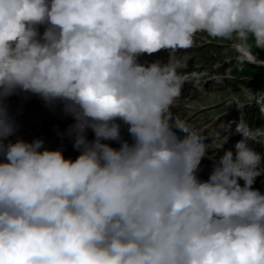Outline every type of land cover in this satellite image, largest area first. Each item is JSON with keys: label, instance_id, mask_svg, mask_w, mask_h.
I'll return each instance as SVG.
<instances>
[{"label": "clouds", "instance_id": "1", "mask_svg": "<svg viewBox=\"0 0 264 264\" xmlns=\"http://www.w3.org/2000/svg\"><path fill=\"white\" fill-rule=\"evenodd\" d=\"M200 38L223 60L188 69ZM262 52L264 0H0V264H264V127L222 122L224 147L173 111ZM241 90L264 118V90ZM30 97L70 120L60 146L20 135Z\"/></svg>", "mask_w": 264, "mask_h": 264}, {"label": "rangeland", "instance_id": "2", "mask_svg": "<svg viewBox=\"0 0 264 264\" xmlns=\"http://www.w3.org/2000/svg\"><path fill=\"white\" fill-rule=\"evenodd\" d=\"M207 42H209L207 38H201L200 40H198L197 49L202 51V53L200 54L201 57L198 56L199 60H203L208 64L213 63L217 60H223L224 47L222 46L221 42L214 40V43L216 44L215 46L218 47V49H216V47H210ZM185 54L189 55V64H192V66L200 67L201 63H199L196 53L187 51ZM191 55L194 57H190ZM260 55L261 57H264V52L260 53ZM150 58H148L147 60L149 61ZM158 58L164 59L165 56L161 54L158 56ZM152 59L154 60V58ZM232 67H234V65H232ZM228 68L231 67L228 66ZM231 76L233 77V81L231 84L224 83V86H216L215 89L210 88L208 92L194 95V97L186 94L185 99L187 101L181 104L178 108L173 109V111L181 115L182 118L187 117L191 119L192 117L194 118V116H197L192 120V122H195L200 126H206L209 131L215 130L217 133L221 132V138L224 137L225 140L227 139V143L224 145V147H231L237 140L240 139V136L235 132V123H232L231 126L226 130L221 131L220 125L222 122L227 125L229 121H238L240 116H242L249 123V125L253 127V129L264 127V118H261L255 103L252 104L249 98L241 90L242 86L248 87L252 90L253 93L258 90H264V68L247 65L242 72L235 68L234 71H231ZM209 87L210 84L207 83V88ZM32 98L33 97L29 98V103L26 105L25 109H28L31 112V116L34 120L33 124L39 127V120H42V113L45 109V113L43 114V116L48 121H52L49 124V126H51L49 135L55 137L56 140H58L57 145L60 146V141L56 137L53 131V127L58 126L61 130H63L68 124V121H64L67 120V118H61L58 112H50L43 106L42 102L39 99H36L35 101H32L33 103H31ZM233 99L239 100L241 103L245 104L248 112L246 114L240 113V110L236 107L235 104L229 105V100ZM34 105L37 107L34 108ZM32 108L35 109V112H33L34 110H32ZM26 116L28 115L26 114ZM254 117H257L258 121H255ZM27 118L29 121H32L30 116H28ZM55 118L57 119L56 122ZM88 135L89 138H91V133H89ZM122 135L127 138L126 127L122 128ZM208 142L209 158L215 157L216 154L218 157V155L223 151V149H221L220 152L217 153V146L221 143V141L211 140L210 138ZM63 146L65 148V156L75 158L77 153L72 149L71 145L65 142ZM113 146L116 145L114 144ZM257 146L258 144L255 145L256 148ZM257 150L264 151V147L261 146ZM211 167V159H202L200 171L198 173L199 177L201 179H207ZM262 180H264V177H257L253 187L264 190V184L261 183Z\"/></svg>", "mask_w": 264, "mask_h": 264}, {"label": "bare ground", "instance_id": "3", "mask_svg": "<svg viewBox=\"0 0 264 264\" xmlns=\"http://www.w3.org/2000/svg\"><path fill=\"white\" fill-rule=\"evenodd\" d=\"M161 54H163V56H165L164 59H162V58H158V56L161 55ZM186 55H187V54H186ZM187 56L189 57V55H187ZM150 57H152V58H154V59H161L162 61H166V60H167V52H165V51H161V52H159V53L153 54L152 56H145V58H144L142 61L147 60V59L150 58ZM190 57H194V56L191 55ZM195 57H196V56H195ZM152 58H150L149 61L153 60ZM187 63H188V65H189L190 67L199 68V66H192V64H189V61H187ZM203 66H204V64L201 63L200 67H203ZM127 138H128V136H127ZM25 139H27V138H25Z\"/></svg>", "mask_w": 264, "mask_h": 264}]
</instances>
